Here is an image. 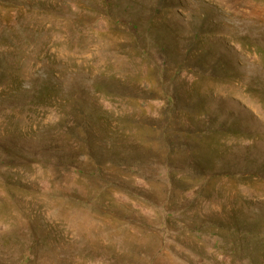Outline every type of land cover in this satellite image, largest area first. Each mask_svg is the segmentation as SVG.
<instances>
[{
  "label": "rangeland",
  "instance_id": "374dc122",
  "mask_svg": "<svg viewBox=\"0 0 264 264\" xmlns=\"http://www.w3.org/2000/svg\"><path fill=\"white\" fill-rule=\"evenodd\" d=\"M0 264H264V0H0Z\"/></svg>",
  "mask_w": 264,
  "mask_h": 264
}]
</instances>
